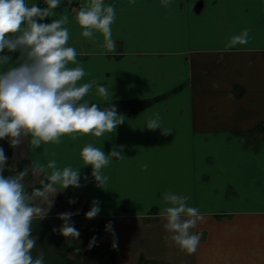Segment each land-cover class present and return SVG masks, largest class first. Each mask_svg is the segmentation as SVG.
<instances>
[{
	"label": "crops",
	"instance_id": "crops-1",
	"mask_svg": "<svg viewBox=\"0 0 264 264\" xmlns=\"http://www.w3.org/2000/svg\"><path fill=\"white\" fill-rule=\"evenodd\" d=\"M81 2L64 0L56 17H69L68 42L86 69L83 79L112 90V98L103 99L94 84L86 98L101 107L114 102L126 119L101 137L64 136L34 150L11 147L10 159L28 165L55 158L60 166H81L80 149L89 142L118 153L103 169L109 177L104 188L91 177V166L82 165L79 187L53 193L56 199L79 197L87 211L94 199L100 202L89 232L103 231L104 256L115 264H264V0H170L167 6L115 0L112 51L99 46L101 35L96 41L81 35ZM243 28L248 43L226 48ZM153 113L172 130L144 127ZM167 190L189 195V203L205 212L193 229L201 233L193 253L167 238L157 214ZM48 216L56 214L40 220ZM108 221L114 232L105 230ZM39 226L44 237L48 224Z\"/></svg>",
	"mask_w": 264,
	"mask_h": 264
},
{
	"label": "clouds",
	"instance_id": "clouds-1",
	"mask_svg": "<svg viewBox=\"0 0 264 264\" xmlns=\"http://www.w3.org/2000/svg\"><path fill=\"white\" fill-rule=\"evenodd\" d=\"M169 2L160 0L164 6ZM63 3L64 0H43L41 7L38 0H0V140L7 138L14 149L27 144L34 150L46 143H59L64 136L101 137L126 119L114 102L101 107L86 98L94 84L95 94L103 99L112 98V90L103 83L83 79L86 69L77 60V48L68 42L69 17L63 12L56 17L57 6ZM46 17L53 19L46 22ZM115 19V0H82L76 12L81 35L92 41L101 35L99 46L106 51L117 47L113 37ZM249 39L248 28H243L227 39L225 47L245 45ZM213 86L218 85L213 82ZM144 127H159L165 134L172 130L162 125L159 113L148 117ZM116 154L105 153L101 146L91 142L80 149L82 165L91 166V177L98 187L108 181L103 169ZM8 162L9 157L0 145V264H45L42 251L37 255L32 252L37 245V237L32 234L33 219L40 220L48 213L55 196L49 199V193L81 185L82 165L60 166L55 158H37L30 159L15 174L6 175ZM142 167L147 168V163ZM30 170L43 176L40 186L28 191L24 178ZM42 200L47 201V208L41 207ZM189 200L185 193L164 191L157 214L164 218L167 238L180 250L193 253L201 239V233L193 229L204 220L205 212ZM69 202L75 203L76 198L70 197ZM100 210V202L94 199L85 217L94 218ZM73 215L71 210L58 213L62 221L58 231L64 237L76 239L80 230L71 219ZM105 230L115 231L112 221L106 223ZM95 242L94 234L89 245ZM112 247H118V239L113 240Z\"/></svg>",
	"mask_w": 264,
	"mask_h": 264
},
{
	"label": "rangeland",
	"instance_id": "rangeland-1",
	"mask_svg": "<svg viewBox=\"0 0 264 264\" xmlns=\"http://www.w3.org/2000/svg\"><path fill=\"white\" fill-rule=\"evenodd\" d=\"M15 164L9 158V162L4 169L6 175L15 174L19 171L17 170ZM39 181L40 179H36L34 174L31 172L24 178L25 187L28 191H31L33 187H37V185H39ZM53 193H49V199L55 195ZM70 197L75 196L62 194L59 198L53 199L54 203L46 215L56 214L55 218H49L48 216L43 220H36L37 218H34L35 220L33 219L32 234L37 236V245L32 249L33 255H37L42 251L44 254L45 264H115V259L110 261L104 256V248L102 249V244L104 242V237L102 235L103 231L100 235L95 233L96 242L91 246L89 245V240L94 235L93 232L90 233L89 231L96 228L95 222L98 219H95V217L91 219L86 218L84 212L87 211V207L83 203V200L79 197H75L76 202L70 203ZM39 203L43 208H47L48 206L47 201L42 200L39 201ZM65 210H71L74 212L71 219L74 221L75 226L80 230V235L76 239L64 237L58 231V227L62 223L58 217V213ZM46 223L49 228L46 227V230L44 229V237H40L42 234H39L38 229L44 227H40L39 225H44ZM53 223H56L57 225L53 226ZM56 250L60 253V258L54 254ZM88 253L89 255L87 256Z\"/></svg>",
	"mask_w": 264,
	"mask_h": 264
},
{
	"label": "trees",
	"instance_id": "trees-1",
	"mask_svg": "<svg viewBox=\"0 0 264 264\" xmlns=\"http://www.w3.org/2000/svg\"><path fill=\"white\" fill-rule=\"evenodd\" d=\"M147 104H149V102ZM138 105H142V104H138ZM7 142H8L7 138L0 140V145H2L4 147L6 155H8V157L10 158L11 157V148ZM15 165H16L17 170H20L21 168H24L27 165V163L25 161H21V162L16 163ZM30 172H31V170L29 171V173ZM38 186H40V184L37 185V187Z\"/></svg>",
	"mask_w": 264,
	"mask_h": 264
}]
</instances>
